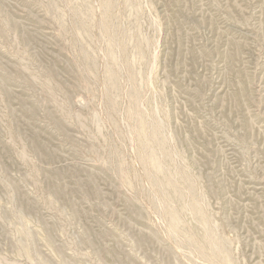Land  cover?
Returning a JSON list of instances; mask_svg holds the SVG:
<instances>
[{
  "label": "rangeland",
  "instance_id": "1",
  "mask_svg": "<svg viewBox=\"0 0 264 264\" xmlns=\"http://www.w3.org/2000/svg\"><path fill=\"white\" fill-rule=\"evenodd\" d=\"M0 264H264V0H0Z\"/></svg>",
  "mask_w": 264,
  "mask_h": 264
}]
</instances>
